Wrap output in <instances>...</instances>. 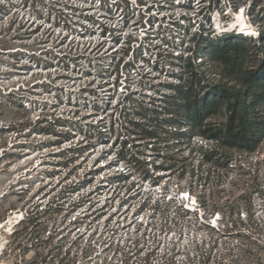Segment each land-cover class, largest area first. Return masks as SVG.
Here are the masks:
<instances>
[{
    "label": "rangeland",
    "instance_id": "rangeland-1",
    "mask_svg": "<svg viewBox=\"0 0 264 264\" xmlns=\"http://www.w3.org/2000/svg\"><path fill=\"white\" fill-rule=\"evenodd\" d=\"M119 1L108 0L105 5V2L91 0H0V222H7L9 216L13 217L12 223L1 230L0 264H104L102 262L106 257L109 262L113 252L110 255V248L106 244L100 245L99 240L104 236L98 237L108 228L106 222L114 218L115 208L107 210L108 205H119L123 200L139 204L137 197L145 192H154L155 199L151 204L155 205V200L160 199V192L174 196L178 190L190 192L196 198L199 211L192 212V216L195 213L196 216L203 214L204 220L208 217V224L215 227L202 231L186 229L182 235L179 234L180 230L175 229L176 236H181L180 241L184 246L191 244L193 237L206 238L209 242V233L231 228L234 224L246 236L236 237V229L227 233L218 239L219 244L213 250L212 257L222 249L224 252L230 249L231 254L225 255L222 260L217 257L222 264H264V141L257 151L247 154L215 148L212 142H207V146L206 142H198L199 138H192L189 143L184 138L181 145L171 141L168 143L170 147L166 148L165 142L158 143L156 138L147 137L142 126H139L146 119H141L138 103L156 96L160 82L174 81L171 72L180 71L177 66L179 62L168 54L183 52L187 58L184 63H199L200 53L195 52V47L200 35H189L182 50L161 46L145 51L138 44L144 42L141 40L144 36L157 37L162 31L178 35L175 28L173 32L166 29L168 19L155 22L152 27H148L149 20L145 22L149 16L157 14L161 18L169 12L162 10L157 13V5L149 13L145 12L146 6H141L142 10L138 12L134 0L130 1L128 9L125 6L121 8ZM159 1L160 5L169 7L168 3ZM209 1L194 0L190 3L188 0H175L174 17L187 11L183 4L192 6L191 12H200ZM233 1L237 4V0ZM233 1L221 0L219 6L208 14L214 38L233 31L240 33L236 28L229 29L228 25L236 20L241 11L259 34L260 27L264 26V0H240L241 4L236 7ZM256 1L258 5L253 11L251 5ZM71 6L81 11L75 12ZM83 10H88L94 20L102 21L105 14L111 17L109 21H104V27L108 26L119 43L115 44V39L108 33L103 36V28L90 25L80 18V14H86ZM141 13L146 14L142 33L130 24L125 27L131 15L140 19ZM195 14L191 13V16ZM198 17L202 19L201 14ZM197 26L196 22L192 33ZM118 27L120 29L117 31ZM71 31L80 35L90 34L71 38ZM129 35H137L139 40L132 43L125 61L133 63L135 57H144L135 64L138 73L151 72L145 69L146 59L150 65H156L158 69L151 74L155 88H140L137 85L140 76L134 70L127 71V64L123 63L119 73H116V63L128 48ZM168 38L171 39L170 36ZM152 39L150 41L154 44L158 43L157 39ZM99 43L100 48H96ZM77 52H80L77 59L70 60L69 56L73 57ZM158 52H163L167 57L161 59ZM33 54H36L35 60L30 58ZM220 70L218 66L210 68L208 77L211 81L219 77ZM116 77L121 86L129 88L128 91H138L135 95L138 102L134 108L130 107L131 121L126 120V115L120 117L119 101L127 92L125 87L123 91L117 84L118 81L114 83ZM183 77L187 78L188 75L184 74ZM57 96L61 97L62 103L56 101ZM47 102L50 106L56 104V107L47 108ZM161 105L162 114L167 116L171 101ZM98 107L102 109L101 112L97 111ZM73 113H76L73 119L76 123L72 124V128H53L50 123H38L46 114L69 118ZM111 119L117 122L109 129ZM224 119V115L217 117L218 121ZM103 124L105 128L101 127ZM74 126L87 129L88 139H84L86 131L77 133L73 131ZM42 128L46 132L37 131ZM57 130L63 131L61 136L54 135ZM65 136L70 139L65 140ZM70 146L81 150L74 155L76 160L72 163H69L71 158L55 156ZM210 146L218 155L213 163H205L202 154ZM167 154L185 165L187 171L200 165L203 178L192 176L189 171L180 177L181 169L168 167L169 161H165L169 158ZM225 155L232 158L228 165H224ZM57 162H62V165L56 166ZM160 166L166 167V170ZM207 171L209 175L204 178ZM118 175L122 179L128 178L119 183L115 178ZM156 183L159 185L154 189ZM96 193L101 194L99 198ZM111 194L113 197L118 194L120 198L111 201L108 199ZM56 196H66L58 201L65 203L61 209L55 204L48 205ZM87 199L91 202L82 204ZM181 203L182 200L174 199L168 204ZM50 207L52 209L47 212L43 211ZM16 214L18 217H15ZM111 214L113 216L110 217ZM149 214L147 211L146 216ZM85 215L87 218L81 219ZM73 216L80 217L79 225L71 223ZM166 225L164 228L160 218H155L158 229L156 238H160V231L173 229ZM134 230L132 227L129 232L135 239L138 233ZM113 231L104 234L116 241L120 238L119 244L124 247L130 246L128 236ZM93 234L96 239L92 242L97 241L96 253L85 258L82 248L86 243H92V238L86 241ZM213 244L209 243L210 246ZM146 252L147 248L142 257ZM141 255L137 254L133 259L139 261ZM158 255L147 264H161ZM120 257L121 253L115 254L113 259H116L110 264H125ZM198 260L199 257L195 260L197 264ZM176 264H185V261L179 259ZM209 264H213V261Z\"/></svg>",
    "mask_w": 264,
    "mask_h": 264
},
{
    "label": "trees",
    "instance_id": "trees-1",
    "mask_svg": "<svg viewBox=\"0 0 264 264\" xmlns=\"http://www.w3.org/2000/svg\"><path fill=\"white\" fill-rule=\"evenodd\" d=\"M98 1L105 2V5H107L108 0ZM130 1L131 0H120L119 5L121 8H123L122 6H125L128 9ZM163 1L164 4L168 3L169 7L160 5L161 1L159 0H134V2L137 4L135 10L141 12L142 8L140 6H146L145 12L149 13L151 9H154L155 5H157V13H161L162 10H166V12L169 13L163 17L160 18L156 14L152 15L151 17L149 16L147 21L149 20V24L153 25L155 22L160 23V21L163 19H168L165 22L168 25L166 26L168 27L166 29H170L169 31L173 32V29L175 28V31L178 33V35H173L169 34L167 31H162L160 33L161 35H158L157 37H148L143 42L144 44L142 43L143 48L145 50L151 51V49H158L161 46H167L168 48H173L175 51H177L178 48L182 50L184 44L188 42L186 38H188L189 35L194 37V34H199L200 40L197 41L195 52L198 51L200 53V61L199 63L193 64L190 61L188 63H184L187 61V58L184 57L183 52L178 54H168L171 55L170 58H173L175 61L179 62L177 66L180 71L171 72V77L174 81L159 83L158 86L160 88L157 87L155 91L156 96L150 97L148 101L144 100L143 102L138 103L137 109H140L139 113L142 117L141 119H146L143 120L141 122L142 124H139V126H142L147 137L156 138V141H159L158 143L165 142L166 148L170 147V144L168 143L171 141H176L175 144L181 145L184 138L187 139L188 143L192 138H199L200 140L198 142H206L205 145L207 146V142H212L215 143V148H223L227 151H238L247 154L254 153L264 141V26L260 27L258 36L245 33H236L233 31L225 33L219 37L216 36L214 38V35H212V32L214 31H210L212 23L210 15L208 14L219 6L221 0H210L208 5L203 8L204 10H201L200 12H191L193 10L192 6H185L183 4L182 7L187 11H183L181 15L177 17H174V8H176L174 4L175 0ZM188 1L191 3L194 0ZM134 2H132V4ZM233 3L235 7L241 4L240 0H237V4L235 1H233ZM257 5V1L251 5L253 11ZM71 9L74 11H79L73 6H71ZM191 13L197 14H195V16H191ZM200 14L202 15V19H198ZM79 17L90 19L94 24L98 23L97 20H94V17L92 16H83L80 14ZM144 17H146V14L141 13L140 19L135 17V15H131L129 20L134 21V25H141L144 27ZM129 20H126L127 24L129 23ZM192 20L195 22L192 23ZM196 22L198 23V26L195 27V32L192 33V29ZM129 36L131 38L127 43L128 48L124 51L122 56L119 57L116 63V73H119L120 67L123 63L124 65L127 64V71L134 70L137 73V76H140V79L137 80V85H139L140 88H155L156 84L153 83L152 80L154 77H152L151 74L153 71L158 69L156 65H150L149 61L146 59L145 69L148 68V70H151V72L138 73L136 71L135 64L138 59L144 60V57L141 55L135 57L133 63L125 61L126 57H128L130 54L131 43L138 40L137 35L135 37L132 35ZM168 36H170L171 39H169ZM192 37L191 39L189 38V41L192 40ZM152 38L157 39L158 43L154 44L152 41H150L154 40ZM75 50L77 51V48ZM33 51L36 52L35 49H33ZM79 53L80 52H77L73 57L69 56L70 60H76V56ZM157 54L162 57L161 59L167 57L165 54H163V52H158ZM80 57L85 56L80 55ZM30 58L35 60L36 54H33ZM213 66H218L221 68V70L218 73L219 77L213 78L216 80L211 81L208 77V74L210 68ZM184 74H187L188 77L184 78ZM163 88L165 89L164 91H162ZM52 90H54V88H52ZM128 90L129 88L127 87V93L122 98V100L119 101L120 107L118 110L120 112V117L121 115H123V117L126 115V120L131 121L130 110H132L131 108H134L135 103L138 102L137 97H135L138 91ZM57 97L58 100L56 101L62 103L63 100L61 97ZM159 100L160 103L158 102ZM168 101H171V107L167 109V116H165L166 114H162L161 112L163 111L161 104ZM45 105H47V108L56 107V104L52 103L50 106L48 102L45 103ZM97 111L101 112L102 109L98 107ZM123 112H125V114H123ZM75 115L76 113H73V116L70 115L68 118L63 116L53 117V114H46V116L41 118L38 123H50L53 128H72V124L76 123L73 122V119L76 118ZM220 115H224L225 119L218 121L217 117ZM49 118L52 120L50 121ZM116 120L113 121V119H111V121H109V129L112 128L114 122H117ZM134 123L138 124V122ZM101 127L105 128L106 125L103 124ZM83 130L86 131L87 129H80L76 126H74L73 129V131L77 133H82ZM37 131L46 132L44 128ZM62 132L63 131L57 130L54 132V135L61 136ZM87 134L88 133L86 131L84 139L87 138ZM70 136L73 138L72 135ZM64 139L69 140L70 137L65 136ZM79 151L81 150L70 146L55 156L71 158L69 163H72L74 160H76L74 155L78 154ZM217 155L218 154L216 153V150L210 146L206 149V151L203 152L202 160L205 163H213L214 157ZM167 156L169 158H166L165 161H169L168 167L170 169H181V172H179L180 177L184 176L189 171L192 176H197L199 179L203 178L204 172L200 165L197 167L193 166L191 170L188 169L187 171L185 165L174 161L175 157L171 156L170 154H167ZM223 157H226L224 160V165H228L229 161L232 159L231 156L225 155ZM55 165L61 166L62 162H57ZM160 168L166 170V167L164 166H160ZM121 175L115 177L116 182L120 183L121 181H124L126 178H128L126 177L125 179H122L120 177ZM208 175L209 172L207 171L204 178H207ZM68 192L70 193L71 191ZM65 198L66 196H56L52 201H50V203H48V205L50 204V206H52L55 204L57 205L56 207H58V209H61L65 203H59L58 201ZM162 201V203L159 202L156 209L161 211V216L163 218L162 220L165 221V224L171 222L174 229L180 230V235H182L186 229L190 231L215 229L214 226L208 224V217L207 220L200 221L195 213L193 218H189V215L192 213L190 210L185 209L182 205H170L166 199H163ZM86 202L90 201L88 199L83 200L82 204H85ZM49 209H52V207L43 211L47 212ZM86 218V215L81 217V219ZM71 223L79 225L80 221L71 220ZM234 230L237 231L235 233L236 237L243 238L246 236V234L241 231V228H237V225L233 224L231 225V228L227 227L218 231L214 230V234L213 232L209 233V242H207L206 238L198 239L194 237L191 240L193 242L191 244H186V246L175 242L173 243V246L169 247L166 252H162L158 255L160 256L159 258L161 260V264H176V261L179 259L185 261V264H197L195 260L198 257L199 264H209L212 261L213 264H222L220 259L217 257L219 256V258L222 260L225 255L231 254L232 250L229 249L224 252V249H222L219 254H215L214 257H212L213 250L219 244L218 239L226 236L227 233H230ZM216 234L217 237H214ZM93 238L91 239V242L94 240ZM88 240L90 239H87L86 242H88ZM95 242L97 241L95 240L89 244L86 243V246L82 248V253H84L85 258L91 257L94 253H96ZM99 242L101 245H104L107 244L109 240H106L105 238L104 240L100 239ZM210 242L214 244L210 246ZM137 244L138 243L135 245L126 246V248L120 246L116 247L114 245L108 248H110L111 251L110 255L112 252L114 255L121 253L120 261L125 264H147L151 263L152 260H155L152 255L144 257L141 255L139 261L133 259V257L137 254H141V251L137 250ZM97 255L98 254H96V256ZM114 255L112 257L110 256L111 260H109V262H107L108 257H104L105 259L102 263L110 264L111 261L114 262L116 259H113ZM177 256H180L181 258H176ZM117 263H119V259Z\"/></svg>",
    "mask_w": 264,
    "mask_h": 264
},
{
    "label": "built area",
    "instance_id": "built-area-1",
    "mask_svg": "<svg viewBox=\"0 0 264 264\" xmlns=\"http://www.w3.org/2000/svg\"><path fill=\"white\" fill-rule=\"evenodd\" d=\"M99 2L102 3V1H99ZM117 7L118 6H117V3H116L115 4V8H117ZM79 11H81V10H79ZM83 11L86 12V14H84V16L85 15L91 16V14H88V10H83ZM110 18L111 17H108V15L105 14V15H103L102 21H98L97 20L98 23L96 25H98L99 27L103 28L102 32H101V34L103 36L108 33V35H111L112 38L115 39L114 36L112 35L111 30L108 28V26L104 27V21L105 22L109 21ZM144 18H146V17H144ZM147 18H146V21H147ZM82 19L86 23H88V24L90 23V25H95L93 23V21L90 20V19H84V17ZM127 20H129V18ZM128 22L129 23L128 24L126 23L125 27H127L130 24L131 26H135L138 30H140V33H142V31L144 30L143 26L134 25V21L129 20ZM148 27H152V25H149ZM119 29H120V27L117 28V31ZM70 34H71V38H72L74 35L75 36H83V35L90 34V33H83L82 35H80L79 33H73V31H71ZM146 39H147L146 36L141 38V40H143V41H145ZM138 40L137 41H133L132 43H138ZM117 43H119V39L116 38L115 39V44H117ZM132 43H131V45H132ZM142 43L143 42L141 41L138 44H139V46H142V48H143V44L144 43L143 44ZM145 51H148V50H145ZM116 79L117 80L114 82L115 84L118 81L117 77H116ZM117 84L120 85L119 81H118ZM120 87L124 91V87L125 86H121L120 85ZM125 89H126V87H125ZM158 185L159 184H157V183L155 185H153V186H156V187H154V189H156ZM131 188H133V187H131ZM153 193L154 192L149 194V193L145 192L142 195H140L139 197H137L140 200L139 204H137L136 201H131V200H128V201H130L129 203H128L127 200L126 201L123 200L122 202L119 203V205H114V204L112 205V203L110 205L107 204L108 205L107 210H109V208L111 209L113 207L115 209L113 210L114 211L113 212L114 218L112 217L113 219H110V220H108L106 222L105 225L108 228L106 230H104V233L105 232L108 233L109 230L113 231L115 229L113 231V233H116L118 231V232L122 233L121 235L128 236L130 238V240H131V244L130 245H135L136 243H138L137 244V250H140L141 254H143L145 248H147L148 252H146V254L144 256L152 255V257L155 258L158 255V253L160 254L162 252L163 253L166 252L168 250V248L173 246V243H175V242L182 245V242L180 241V237L181 236L180 237L176 236V233H175L176 231H175V229L173 227V224L171 222L166 223V224H168L169 227L172 226L174 230L172 228H171V230L169 229V230H166L164 232L162 230V231H160V236H159L160 238H156V237H158V233H157L158 229L155 226V218L159 217L161 222L163 223L164 228L167 227V225L165 224V221L162 220L161 211L156 209V207L159 204L160 199L161 200L162 199H167L166 201L168 203L171 202L174 199L175 200H179V202L182 200L183 203H181L180 205H182L185 209L190 210L191 212L199 211V210H197V208H196L198 206L197 200H196V198H194V196H192L190 194V192L178 190L177 192H175V195H176V197H175V195L172 196V195L168 194V192L162 191V192H160V197H159L160 199L157 198L155 200V205L151 204V201L155 199ZM112 194H114V193H112ZM112 194L110 195V198H108L109 200L112 201L113 198L114 199L120 198L118 196V194L115 197H113ZM97 195H98V198H99V196L101 194H97ZM89 201L91 202L90 199H89ZM161 203H162V201H161ZM135 204H136V207H134ZM104 206H105V204L102 205V209L104 208ZM129 209H130V211H129ZM147 211H149L150 214L146 216V212ZM113 215L111 214L110 217L113 216ZM202 215L203 214H201L199 216L197 215V216H198L200 221H205ZM73 217H74V220H76V221L79 220V218H80L79 216H73ZM189 218H193L192 213L189 215ZM132 227L135 228L134 232L138 233L136 235L137 237L135 239H134V236L131 235L132 232H129V230ZM172 231H174V233ZM104 233L100 232L98 237L100 238L103 235L104 239L106 238V240L107 239L109 240V242L106 244L107 247H111L112 245H114L116 247L117 246L124 247V245H120L119 244L120 243V240H119L120 238H118L117 241H116V240H113V239L109 238V236H106ZM93 236H94V234L92 236L89 235V237L87 239H91V238H93ZM103 238H102V240H104ZM93 239H96V238L94 237ZM100 245H101V243H100ZM113 255H114V253H113Z\"/></svg>",
    "mask_w": 264,
    "mask_h": 264
},
{
    "label": "bare ground",
    "instance_id": "bare-ground-1",
    "mask_svg": "<svg viewBox=\"0 0 264 264\" xmlns=\"http://www.w3.org/2000/svg\"><path fill=\"white\" fill-rule=\"evenodd\" d=\"M251 23V22H250ZM247 20H246V18H245V15H244V12L243 11H241L239 14H238V16H237V18H236V20L235 21H232L231 22V24L230 25H228V28L229 29H238V30H240V31H238V32H240V33H243V31L244 32H246V33H248V34H251V33H257L256 31H255V29H254V25H252V24H250ZM219 25V24H218ZM223 28V27H222ZM101 46V43H99L98 45H97V47L96 48H99ZM15 217H18V215L16 214V216ZM12 220H13V217L12 216H9V219H8V221L7 222H0V234H1V230L3 229V228H5V226L9 223V224H11L12 223ZM10 226V225H9ZM1 244H0V254H1Z\"/></svg>",
    "mask_w": 264,
    "mask_h": 264
},
{
    "label": "water",
    "instance_id": "water-1",
    "mask_svg": "<svg viewBox=\"0 0 264 264\" xmlns=\"http://www.w3.org/2000/svg\"><path fill=\"white\" fill-rule=\"evenodd\" d=\"M236 31H240V30L236 29ZM243 33L248 34V33L244 32V31H243Z\"/></svg>",
    "mask_w": 264,
    "mask_h": 264
}]
</instances>
